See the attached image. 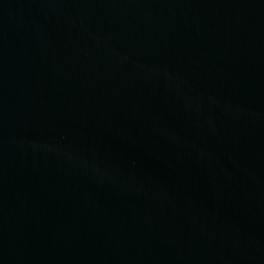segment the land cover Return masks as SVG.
I'll list each match as a JSON object with an SVG mask.
<instances>
[{
    "label": "water",
    "instance_id": "95a60500",
    "mask_svg": "<svg viewBox=\"0 0 264 264\" xmlns=\"http://www.w3.org/2000/svg\"><path fill=\"white\" fill-rule=\"evenodd\" d=\"M0 264H264V0H0Z\"/></svg>",
    "mask_w": 264,
    "mask_h": 264
}]
</instances>
